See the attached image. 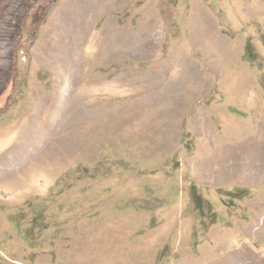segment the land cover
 I'll return each instance as SVG.
<instances>
[{
  "label": "rangeland",
  "instance_id": "rangeland-1",
  "mask_svg": "<svg viewBox=\"0 0 264 264\" xmlns=\"http://www.w3.org/2000/svg\"><path fill=\"white\" fill-rule=\"evenodd\" d=\"M233 255L264 264V0H0V264Z\"/></svg>",
  "mask_w": 264,
  "mask_h": 264
},
{
  "label": "bare ground",
  "instance_id": "bare-ground-1",
  "mask_svg": "<svg viewBox=\"0 0 264 264\" xmlns=\"http://www.w3.org/2000/svg\"><path fill=\"white\" fill-rule=\"evenodd\" d=\"M215 261H217V260H215ZM221 264H222V262H221ZM225 264H257V262H255V261L250 262L249 260H245L243 258V256H241V255H235V256L233 255V257L232 256L229 257V261L225 262Z\"/></svg>",
  "mask_w": 264,
  "mask_h": 264
},
{
  "label": "trees",
  "instance_id": "trees-1",
  "mask_svg": "<svg viewBox=\"0 0 264 264\" xmlns=\"http://www.w3.org/2000/svg\"><path fill=\"white\" fill-rule=\"evenodd\" d=\"M250 45H251L250 42L247 43V45H246L247 50H246L245 55H248V57L250 58L249 60H253L254 58H253V55H252V51L250 50ZM234 193H236V192H234Z\"/></svg>",
  "mask_w": 264,
  "mask_h": 264
}]
</instances>
